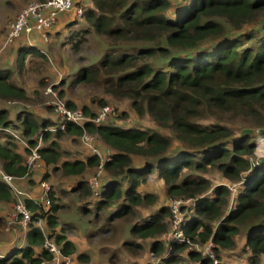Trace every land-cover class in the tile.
I'll return each instance as SVG.
<instances>
[{
    "label": "trees",
    "instance_id": "1",
    "mask_svg": "<svg viewBox=\"0 0 264 264\" xmlns=\"http://www.w3.org/2000/svg\"><path fill=\"white\" fill-rule=\"evenodd\" d=\"M73 4L82 15L78 16L76 10L75 15L60 14L49 35L57 27L69 29L66 38L75 43V52L87 36L105 44L100 55L74 74L75 83L106 89L113 102H127L139 122L149 119L156 129L132 124L129 111L119 112L118 107L104 101L101 109L111 107L114 112L99 124L92 120L101 109L93 113L86 106L79 108L64 101L69 110L81 109L91 119L83 126L66 120L60 111L57 120L38 118L31 111H22L13 120L8 109L0 107V168L19 181H29L34 172L44 168L74 178L77 190L98 199L97 208L118 203L119 209L110 220L128 217L134 207L156 203L154 195L139 191L155 172L166 185L169 198L195 199V206L187 208L190 212L185 216L184 232L199 245L212 240L217 264H223L220 251L235 248L241 235L250 264H261L264 158L255 157V152L258 137H264V0H73ZM21 40L9 45L22 43L16 58L19 74L24 73L29 57L46 59L36 43L44 41L37 34L33 35L34 43L25 37ZM15 72L11 64H0V102L28 101L27 90L14 81ZM51 88L57 90L56 86ZM47 109L52 112L54 107ZM203 112H221L231 116V121L241 118L254 122L259 129L235 133L224 123L203 125L197 120ZM7 129L18 134L27 146L5 132ZM166 129L174 134L173 138L162 133ZM84 132L97 136L112 151L103 165L98 195L90 190L85 177L90 169H98L99 157L84 148L89 153L86 159L63 160L57 141L66 134L81 138ZM40 137L44 167L32 171L25 157ZM140 158L143 161L137 163ZM211 170H218L237 185L236 193L226 185H213L206 177L190 175L191 171ZM186 172L189 175L185 176ZM48 178L44 176L43 181ZM35 196L38 198V194ZM232 196L236 204L231 207ZM50 198L51 204L46 207L25 200L33 214L24 233L27 244L7 247L0 253V264L51 261L53 255L44 248L45 233L62 253L75 256L76 246L64 228L57 232V213L62 207L54 203L53 188ZM14 199L0 177V202ZM170 214L169 206H160L130 228L131 237L152 238L153 253L162 255L167 247L158 238L168 233ZM124 244L138 247L132 239ZM169 246L171 251L161 264H182L186 251L196 264H215L182 242H171ZM74 258L77 262L89 260L85 254Z\"/></svg>",
    "mask_w": 264,
    "mask_h": 264
},
{
    "label": "rangeland",
    "instance_id": "2",
    "mask_svg": "<svg viewBox=\"0 0 264 264\" xmlns=\"http://www.w3.org/2000/svg\"><path fill=\"white\" fill-rule=\"evenodd\" d=\"M36 2H40V0H0V53H2L0 56V64L3 66L11 64L13 68H16L14 81L24 87L28 93V101L25 102H0V107L8 109L10 112V118L17 120V114L20 115L22 111H31L38 118L51 117L57 120L59 101L63 103H65L64 101H70L79 108L86 106L91 112L97 113L103 107L104 101L109 105L118 107L119 112L124 110L129 111L132 114V117L130 115L129 118L132 124H143L148 128L152 127L156 129L155 125L151 124L152 121L149 119H145L144 121L140 120L139 122L127 102H113L111 96L106 93V89L96 84L84 85L75 83L74 74L81 67L91 63L93 57L100 55L105 48L104 41L98 40L96 37L87 36L79 51L75 52L73 49L75 43H71L66 38L69 29L64 28L59 30L57 27L53 30L52 35L49 36L48 42H36L37 46L46 54V59L29 57L24 73H18L16 61L17 49L22 43H17L9 47V44H6L8 31L23 8ZM68 12L74 13L73 15L76 14L75 10H70ZM20 41L22 40L20 39ZM53 86H56L57 90L54 91L53 88L51 89ZM48 89H51L53 92L49 93L50 91L48 92ZM61 92L62 95L60 94ZM52 106L54 110L50 112L47 108ZM203 113L204 114H201L202 116L197 119L198 122L203 125L224 123L232 127L235 133H240L242 130L247 129L253 131L255 129L258 131L259 129L254 125V122L250 123L241 118L231 121V116H224L221 112ZM256 123H259V121L257 120ZM162 133L169 138L174 137V134L170 130H162ZM259 139L257 140L258 144ZM57 141L64 153L63 160L86 159L89 155L84 149L79 136L66 134L63 138L57 139ZM97 141L96 144L100 146V149L104 148L103 150L101 149L102 151L108 149L103 146L101 141L98 139ZM21 147L22 146H20V150L22 151ZM263 151L264 141L262 142V146L257 148L255 157L258 158L264 154ZM29 155L30 154L25 157V163L27 165H29L27 163ZM142 161L143 159L140 158L137 160V163ZM30 167L31 170L34 171L35 169L44 167V165L41 161L40 166ZM194 172L195 171H191L190 175L206 177L213 185H232L218 170H211L208 173ZM96 174V169H90L87 172L85 180L88 182ZM184 175L186 176L189 174L186 172ZM44 176H49L45 181L53 188L55 205L58 204L62 207L57 213L59 223L57 232H63L62 229L64 228L68 239L75 244L76 254L74 257L77 258L79 254H85L89 257L88 262L78 259L80 262H78L79 264H161L163 259L170 253L172 246L169 245L172 241H168L164 235L158 238V240H164L163 242L167 247L166 252L162 255L153 253L152 238L141 239L138 237H131L130 235V228L134 224L142 222L141 220L150 213L156 211L160 206H169L171 213L169 219V232L171 231V211L174 203L178 199L184 198H169L166 192V185L158 178L157 173L154 172L139 189L144 195H154L156 197V203L134 207V213L128 217L112 218V220H110L111 215L119 209L117 208L118 203L110 207H104L103 209L97 208L99 203L98 199L93 195H86L82 191L77 190L75 179L64 178L61 172H52V170L44 168L43 171L39 173L34 172V174L30 176L31 179L27 182L28 189L25 188L24 190L22 187H19L29 195H31L30 189L36 186L40 192V185L43 182ZM106 177L107 176L104 175V179H106ZM31 196L37 198L36 196ZM234 200L235 197L232 196L230 199L231 207L236 204ZM15 203L16 199L9 202H0V253L4 252V249L10 245L26 246L27 244L24 233L26 231L25 229L28 227H24L19 222L14 221L12 217ZM184 208L185 207H183L182 210H184ZM189 212H187V214ZM215 225L216 222L213 223V226ZM131 239L138 244V247L124 246L125 241ZM244 244L245 239L243 235H241L237 239L235 248L220 251L219 260L223 264H250V254L245 250ZM189 249L191 248L189 247ZM183 259L182 264L197 263L188 257L187 251L183 253ZM261 264H264V257Z\"/></svg>",
    "mask_w": 264,
    "mask_h": 264
},
{
    "label": "built area",
    "instance_id": "3",
    "mask_svg": "<svg viewBox=\"0 0 264 264\" xmlns=\"http://www.w3.org/2000/svg\"><path fill=\"white\" fill-rule=\"evenodd\" d=\"M70 10H76L78 16L82 15V10L80 8L74 7L73 0H46L44 2H36L27 5L19 13L15 22L10 26L6 44L10 45L15 40L21 39L23 37H25V39L31 44L33 42L34 34H37L42 41L48 42L50 36L49 31L57 24L60 14L68 12ZM51 89H48V92L50 91L49 93L53 92L51 91ZM58 109L60 113L64 117H66V120L72 121L78 125L83 126V123L85 121H91V119L84 115L81 109L71 111L65 106L63 102L59 101ZM113 112V108L105 107L100 110L97 118L93 119L92 121L98 124L102 123L107 119L108 114ZM5 132L10 133L18 140V142L27 146V142L20 138V136L14 131L7 129ZM97 139V136L89 134L87 132H84V134L81 136L83 147L86 150L90 151L92 154L99 157L101 163L97 169V174L88 181L90 190L95 195L99 194L101 184L100 177L103 174V165L105 161H109L112 155L111 149L102 151L97 146ZM258 139L259 144L257 141V148L261 147L262 142L264 141L263 137L261 136H259ZM42 141V137H40L38 145L35 148H30V155L27 159V163L29 164V166H40L42 158L39 150L42 146ZM258 158H264V154H262ZM0 177L9 186L14 195V198L16 199L15 209L12 215L13 220L19 222L24 227H27L30 224L33 216L32 212L27 207L25 200H33L36 205H41L42 207H46L51 204L50 192L52 191V187L46 181H43L40 185V193L38 198H33L31 195L20 189L19 185L17 184L20 178L6 174L1 168ZM228 187L230 188V190L236 193L237 185H228ZM190 206H195V199H178L174 203L173 209L171 211V231H168L169 233L165 234L164 236L168 241H177L188 245L191 249L201 253L203 256H207L208 258L213 260L215 264H217L218 261L216 259L215 253L216 245L212 240H210L205 246H200L198 243H193L192 240L187 237L184 232L183 225L185 216L188 212L187 208ZM183 207H185L186 209L184 208V210H182ZM38 225L40 228H44L42 222H39ZM43 232H45V229L43 230ZM44 235V248L53 255V259L49 262L43 261L41 264H79L75 258L66 256L64 253H62L61 248L58 247L52 239L47 237L46 233Z\"/></svg>",
    "mask_w": 264,
    "mask_h": 264
},
{
    "label": "crops",
    "instance_id": "4",
    "mask_svg": "<svg viewBox=\"0 0 264 264\" xmlns=\"http://www.w3.org/2000/svg\"><path fill=\"white\" fill-rule=\"evenodd\" d=\"M77 1H80V0H77ZM72 15H73V13H72ZM63 17H64V15H62ZM65 18H63L62 19V21L64 20ZM61 26H63V25H61ZM27 182H28V179H26V180H22V181H18L17 182V184L20 186V187H22V189H24L25 190V188L26 189H28L27 188ZM89 184V183H88ZM31 190V195H33V196H35V195H37L38 193H40L39 192V189H38V187L36 186L35 188H32V189H30ZM34 198V197H33ZM10 246H13V245H10ZM4 251H5V249H4ZM3 253V252H2Z\"/></svg>",
    "mask_w": 264,
    "mask_h": 264
},
{
    "label": "clouds",
    "instance_id": "5",
    "mask_svg": "<svg viewBox=\"0 0 264 264\" xmlns=\"http://www.w3.org/2000/svg\"><path fill=\"white\" fill-rule=\"evenodd\" d=\"M262 137V136H261ZM264 138V137H263ZM256 146H257V141H256ZM256 150H257V147H256ZM259 159H263V158H259ZM228 186V185H227ZM217 259V258H216ZM213 261V260H212ZM218 261V260H217ZM214 262V261H213Z\"/></svg>",
    "mask_w": 264,
    "mask_h": 264
}]
</instances>
